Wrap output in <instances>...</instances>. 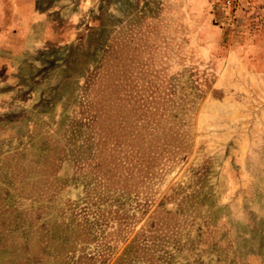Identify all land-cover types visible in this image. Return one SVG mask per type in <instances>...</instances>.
Returning <instances> with one entry per match:
<instances>
[{
  "label": "rangeland",
  "instance_id": "1",
  "mask_svg": "<svg viewBox=\"0 0 264 264\" xmlns=\"http://www.w3.org/2000/svg\"><path fill=\"white\" fill-rule=\"evenodd\" d=\"M0 264H264V0H0Z\"/></svg>",
  "mask_w": 264,
  "mask_h": 264
},
{
  "label": "built area",
  "instance_id": "2",
  "mask_svg": "<svg viewBox=\"0 0 264 264\" xmlns=\"http://www.w3.org/2000/svg\"><path fill=\"white\" fill-rule=\"evenodd\" d=\"M231 0H226L227 3H230Z\"/></svg>",
  "mask_w": 264,
  "mask_h": 264
}]
</instances>
